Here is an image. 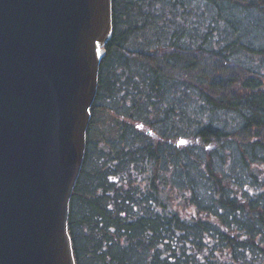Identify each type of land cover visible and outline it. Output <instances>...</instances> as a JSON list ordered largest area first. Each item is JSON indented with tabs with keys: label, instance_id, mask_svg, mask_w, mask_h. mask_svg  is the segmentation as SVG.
Returning a JSON list of instances; mask_svg holds the SVG:
<instances>
[{
	"label": "trees",
	"instance_id": "obj_1",
	"mask_svg": "<svg viewBox=\"0 0 264 264\" xmlns=\"http://www.w3.org/2000/svg\"><path fill=\"white\" fill-rule=\"evenodd\" d=\"M92 114L76 264H264V0H113Z\"/></svg>",
	"mask_w": 264,
	"mask_h": 264
},
{
	"label": "water",
	"instance_id": "obj_2",
	"mask_svg": "<svg viewBox=\"0 0 264 264\" xmlns=\"http://www.w3.org/2000/svg\"><path fill=\"white\" fill-rule=\"evenodd\" d=\"M113 0H0V264H76L70 204Z\"/></svg>",
	"mask_w": 264,
	"mask_h": 264
},
{
	"label": "rangeland",
	"instance_id": "obj_3",
	"mask_svg": "<svg viewBox=\"0 0 264 264\" xmlns=\"http://www.w3.org/2000/svg\"><path fill=\"white\" fill-rule=\"evenodd\" d=\"M97 122L95 124L96 129L98 130V137H102L100 133L104 132L107 135H110V127L116 124L115 118L110 113L105 111H99L97 113ZM108 131V132H106Z\"/></svg>",
	"mask_w": 264,
	"mask_h": 264
}]
</instances>
